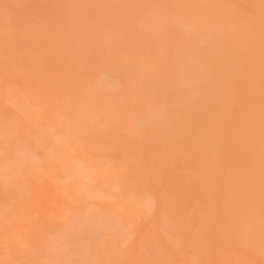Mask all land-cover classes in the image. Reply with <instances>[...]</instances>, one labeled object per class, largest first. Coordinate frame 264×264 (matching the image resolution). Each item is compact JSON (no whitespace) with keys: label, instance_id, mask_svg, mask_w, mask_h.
I'll return each instance as SVG.
<instances>
[{"label":"bare ground","instance_id":"1","mask_svg":"<svg viewBox=\"0 0 264 264\" xmlns=\"http://www.w3.org/2000/svg\"><path fill=\"white\" fill-rule=\"evenodd\" d=\"M0 264H264V0H0Z\"/></svg>","mask_w":264,"mask_h":264}]
</instances>
